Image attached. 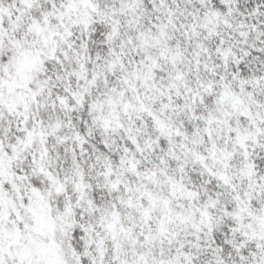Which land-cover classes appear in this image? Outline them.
I'll return each mask as SVG.
<instances>
[{
  "label": "snow or ice",
  "instance_id": "obj_1",
  "mask_svg": "<svg viewBox=\"0 0 264 264\" xmlns=\"http://www.w3.org/2000/svg\"><path fill=\"white\" fill-rule=\"evenodd\" d=\"M0 264H264V0H0Z\"/></svg>",
  "mask_w": 264,
  "mask_h": 264
}]
</instances>
